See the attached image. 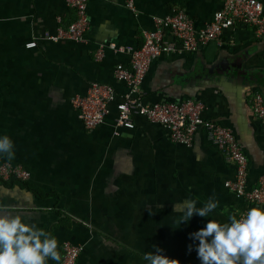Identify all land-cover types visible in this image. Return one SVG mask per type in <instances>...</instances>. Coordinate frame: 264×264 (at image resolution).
<instances>
[{
    "label": "crops",
    "instance_id": "obj_1",
    "mask_svg": "<svg viewBox=\"0 0 264 264\" xmlns=\"http://www.w3.org/2000/svg\"><path fill=\"white\" fill-rule=\"evenodd\" d=\"M125 3L88 0L85 40L76 42L48 37L57 16L73 19L66 0H0V134L10 136L14 152L11 159L0 154V163L30 172L27 185L13 178L0 184V204L7 206L0 214H19L50 232L61 257L64 241L80 245L77 264H145L143 253L153 244L180 264H199L194 249L185 253L195 243L187 234L208 217L194 214L179 224L182 202L194 198L199 207L214 198L210 216L222 222L263 204L225 187L233 163L204 128L187 146L142 114L131 116L132 128L115 125V104L127 88L113 71L118 63L129 66L130 55L110 45L138 47L155 17L178 12L200 28L222 0H134L133 9ZM99 46L104 54L96 59ZM218 67L225 68L223 80ZM92 81L111 85L116 95L105 121L86 130L70 99ZM251 91L264 97V32L237 24L197 51L159 54L139 98L144 104L199 100L202 117L227 126L242 146L251 187L264 175V130L249 108Z\"/></svg>",
    "mask_w": 264,
    "mask_h": 264
},
{
    "label": "built area",
    "instance_id": "obj_2",
    "mask_svg": "<svg viewBox=\"0 0 264 264\" xmlns=\"http://www.w3.org/2000/svg\"><path fill=\"white\" fill-rule=\"evenodd\" d=\"M88 0H66V5L73 12V19L63 23L57 16V25L52 40L70 39L76 42L85 40L88 29ZM128 8H134V0H125ZM237 24L252 27L256 34L264 32V6L260 0H222V5L215 10L212 19L202 27L196 28L193 19L183 12L154 18V29L144 31L143 42L138 47L110 45L113 52H128L129 66L118 63L114 67V77L122 81L127 88L122 100L115 104L116 126L132 128L131 116L142 114L150 122L158 123L168 131L169 138L184 145H191L193 136L199 128H204L210 139L218 145L222 153L233 163L234 177L224 182L225 187L242 197L247 203L264 205V175L248 187V159L233 132L221 124L202 117L203 104L196 99L181 101H160L151 104L142 103L139 98L143 79L151 62L164 52L191 53L209 42L220 39L224 29ZM168 33V34H167ZM167 34V35H165ZM28 46L35 43L29 42ZM103 47L95 51V58L103 57ZM114 88L106 83L92 81L84 94H74L70 102L77 110L86 130H93L105 121L109 105L115 100ZM249 108L264 130V97L260 92L251 91L247 99ZM30 172L20 164L0 163V179L14 178L27 181ZM78 244L64 241L60 264H77L81 251Z\"/></svg>",
    "mask_w": 264,
    "mask_h": 264
},
{
    "label": "clouds",
    "instance_id": "obj_3",
    "mask_svg": "<svg viewBox=\"0 0 264 264\" xmlns=\"http://www.w3.org/2000/svg\"><path fill=\"white\" fill-rule=\"evenodd\" d=\"M0 154L8 159L14 156L13 141L7 134H0ZM217 204L214 198L199 207L194 198L180 204L179 224L187 225L194 214L208 217L202 227L187 234L195 243L186 244L185 253L194 249L199 264H264V205L230 214L222 222L210 216ZM6 210L7 206L0 204V213ZM152 248L143 253L145 264H180L158 245ZM49 258L60 264L61 253L54 235L35 223H25L19 214H0V264H47Z\"/></svg>",
    "mask_w": 264,
    "mask_h": 264
},
{
    "label": "water",
    "instance_id": "obj_4",
    "mask_svg": "<svg viewBox=\"0 0 264 264\" xmlns=\"http://www.w3.org/2000/svg\"><path fill=\"white\" fill-rule=\"evenodd\" d=\"M219 64V63H218ZM221 65H222V63H220ZM217 71H218V73H220L219 75H217V77H219L218 79H220V80H223L224 78L223 77H225L226 76V73H225V68H220V67H218L217 68ZM240 77H241V75H239ZM217 77H215V78H217ZM216 81V80H215ZM216 82H219V81H216Z\"/></svg>",
    "mask_w": 264,
    "mask_h": 264
},
{
    "label": "trees",
    "instance_id": "obj_5",
    "mask_svg": "<svg viewBox=\"0 0 264 264\" xmlns=\"http://www.w3.org/2000/svg\"><path fill=\"white\" fill-rule=\"evenodd\" d=\"M13 180L16 181L17 183H21V184L27 185V182L26 181H19V180H16L14 178H13ZM13 180H11V181H13ZM6 183H8V182L5 181V180L0 179V184H6Z\"/></svg>",
    "mask_w": 264,
    "mask_h": 264
}]
</instances>
